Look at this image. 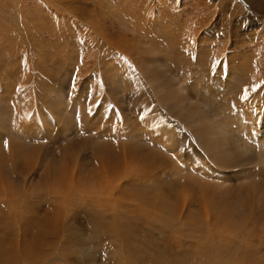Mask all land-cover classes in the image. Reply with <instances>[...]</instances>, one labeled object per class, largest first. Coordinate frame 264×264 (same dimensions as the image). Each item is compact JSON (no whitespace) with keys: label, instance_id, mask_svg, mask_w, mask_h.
Listing matches in <instances>:
<instances>
[{"label":"rangeland","instance_id":"1","mask_svg":"<svg viewBox=\"0 0 264 264\" xmlns=\"http://www.w3.org/2000/svg\"><path fill=\"white\" fill-rule=\"evenodd\" d=\"M145 82L177 154L142 129ZM251 108L264 116L261 0H0V264H264ZM231 113L240 164L215 167L195 131Z\"/></svg>","mask_w":264,"mask_h":264},{"label":"bare ground","instance_id":"2","mask_svg":"<svg viewBox=\"0 0 264 264\" xmlns=\"http://www.w3.org/2000/svg\"><path fill=\"white\" fill-rule=\"evenodd\" d=\"M264 0H261V2L262 3H264L263 2ZM222 2H226V0H222ZM254 11V10H253ZM188 46V45H187ZM182 59V58H181ZM126 62L128 63L127 64V68H130V69H132V71H134V69H136L137 67H138V65H137V67H135L136 66V62L135 61H133L132 59H130L129 57H128V61L126 60ZM145 71V70H144ZM142 72V71H141ZM136 75L137 76H139V74H142V73H140V72H138L137 70H136ZM145 74V73H144ZM144 74H142V75H144ZM142 75H141V78H142ZM146 76H147V74H145ZM145 75H144V77H145ZM149 75V74H148ZM154 75V74H153ZM160 75V74H159ZM147 77H149V76H147ZM174 78V77H173ZM176 78V77H175ZM139 79V78H138ZM137 79V80H138ZM156 79V78H155ZM152 80V79H151ZM179 80V79H178ZM149 82H150V79H149ZM145 84H146V82L144 83V84H139V86H138V88H139V90L137 91V92H135V93H137L138 94V97H139V95L141 96V98H142V103H144V105H145V107H144V109L143 108H141L142 109V111H143V114H144V112L146 111L147 112V109L146 108H149V111L152 109V113H149L148 115H147V113L145 112V116H144V118L145 119H141V121H139L140 122V124H141V126H142V129L144 128V129H149V128H151V127H154V126H156V127H154V129H153V131L152 132H154L156 135H158V138L161 140V141H159V143H161L162 145H165V144H167L168 145V147L165 149V150H167L170 154H173V153H175V154H177L178 153V151H179V149L182 147H180V144H181V142H182V140H183V138H180V137H178V135L177 134H175V132L172 130L173 128H174V126H172V125H170V123H169V121H167V118L164 116V114H162V113H160L159 111H158V109H157V101L154 99V101H149L148 99H150L149 98V92H148V89L146 88V86H145ZM151 84V83H150ZM183 88V87H182ZM183 89H185V88H183ZM190 94V96L192 95V97H193V93L191 94V92L189 93ZM194 94H196L195 92H194ZM250 95V94H249ZM242 96H245V100L244 101H242V103H244L245 101H248L249 99H251V96H247V95H245L244 93L242 94ZM191 97V98H192ZM202 99V98H201ZM229 99V98H228ZM141 100V99H140ZM195 100L197 101V98H195ZM226 100V99H225ZM230 100V99H229ZM202 101V100H201ZM200 101V102H201ZM154 105H153V104ZM153 105V108H151L150 106H152ZM192 105V104H191ZM253 105V104H252ZM194 105H192V107H193ZM241 106H243V105H241ZM229 107V106H228ZM249 108V107H248ZM250 109V108H249ZM248 109V113L249 114H251L250 116H251V118L253 119L252 121L253 122H255V121H257V120H261V118L264 120V116H262L261 117V115H258L259 114V112H255L253 109H255V108H251L252 109V111H250ZM148 111V112H149ZM141 112V111H140ZM189 118V117H188ZM205 118H208V116H204V119ZM238 118L239 119H241L240 118V116L239 117H237V116H233V114L231 113V114H228L227 116H226V118H225V120H223L222 122H220V123H218L217 122V125H215V127H213V128H209V127H204V129L203 128H199V129H197L196 131H195V138L198 140L197 142L199 143V146H200V148L198 149V153L199 154H201L205 159H206V161L208 160V161H210L211 162V164L212 165H214L215 167H220V166H228L227 164H229V163H233V167H236V166H239V164H240V161L239 160H237V158L235 157V156H230V155H228L229 154V152H228V154H226V147L225 146H227V143H226V141H224L226 138H224L223 136H221L220 137V133H222V131L224 130L223 128V124H225V123H227L228 124V122H230L231 123V121L233 120V121H235V120H238ZM250 118V119H251ZM184 119V118H183ZM187 120V119H186ZM161 121H163V123L161 122ZM245 122V121H244ZM259 122V121H258ZM263 122V121H262ZM261 122V123H262ZM238 123V122H237ZM249 123V122H248ZM240 126H242V125H240ZM245 127V126H244ZM264 127V126H263ZM85 128V127H84ZM149 131H151V130H149ZM126 132H128V131H126ZM141 133V132H140ZM154 133H151V134H153L154 135ZM107 134V133H106ZM222 134H224V136H225V133H222ZM148 135V136H147ZM153 135H149V134H146V136L148 137H146L147 139H149V140H153ZM144 137V136H143ZM157 138V139H158ZM227 140V139H226ZM144 142V141H143ZM158 143V144H159ZM179 144V145H178ZM161 145V146H162ZM184 145V144H183ZM237 148V147H236ZM261 149V148H260ZM236 154V153H235ZM242 154V153H241ZM263 154H264V148H263ZM179 155V154H178ZM177 155V156H178ZM196 155V154H195ZM232 155V154H231ZM197 156H198V154H197ZM196 156V157H197ZM264 156V155H263ZM176 158V157H175ZM249 158V157H248ZM247 158V159H248ZM251 158V157H250ZM176 159H180L179 157H177ZM238 159H239V157H238ZM246 159V158H245ZM252 162V161H251ZM103 163V162H102ZM247 163V162H246ZM105 164V163H104ZM250 164V163H249ZM100 165H101V162H100ZM232 166V165H231ZM244 166V165H243ZM232 167V168H233ZM102 168H103V172H105V174H104V176H103V178H104V186L102 185V187H106V190H107V192L108 193H110L111 194V179L108 177V175H107V172H108V168L107 167H104V166H102ZM231 168V167H230ZM247 168V167H246ZM220 171V170H219ZM70 177V176H69ZM59 179L60 178H63V176L62 177H58ZM71 184V183H70ZM104 190V189H103ZM103 190H101V191H103ZM58 192L57 191H52L51 192V194H54L55 195V200H57L58 198L56 197V195L58 196V194H57ZM66 193V192H65ZM63 194L62 193V195H63V197H65V195H68V193L67 194ZM94 195H93V197H95V199L96 200H100V201H102L103 199H105V198H107L110 194H108V193H106V197H104V196H102L101 195V193H100V191L98 192V191H94ZM105 193V192H104ZM67 197V196H66ZM65 197V198H66ZM52 199V198H51ZM107 199H109V197L107 198ZM51 201H53V200H51ZM99 201V202H100ZM107 201V200H106ZM107 203V202H106ZM53 212V211H52ZM160 260H155L154 262H152L151 264H160V262H159Z\"/></svg>","mask_w":264,"mask_h":264}]
</instances>
